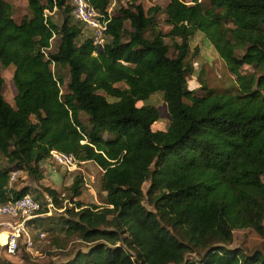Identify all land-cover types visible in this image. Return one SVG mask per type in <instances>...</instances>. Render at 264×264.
Listing matches in <instances>:
<instances>
[{
  "label": "trees",
  "instance_id": "trees-1",
  "mask_svg": "<svg viewBox=\"0 0 264 264\" xmlns=\"http://www.w3.org/2000/svg\"><path fill=\"white\" fill-rule=\"evenodd\" d=\"M88 1L100 15L111 9L102 50L92 38L79 42L69 0H26L30 16L20 22L0 0V65L13 67L16 89L11 106L0 76V156L9 165L0 168V205L31 193L13 188L10 173L39 181L40 164L56 150L99 167L104 193L99 206L79 201L81 176L64 195L44 188L62 210L48 231L85 247L63 264H264V253L228 248L235 230L264 237V0H209L206 10L198 0L147 9L127 0L115 12L111 0ZM54 9L59 25L46 13ZM197 32L234 89L188 88ZM164 38L176 42V57ZM244 65L254 71L243 74ZM157 95L165 129L155 127L160 114L149 103ZM41 205L28 226L47 215Z\"/></svg>",
  "mask_w": 264,
  "mask_h": 264
},
{
  "label": "rangeland",
  "instance_id": "rangeland-1",
  "mask_svg": "<svg viewBox=\"0 0 264 264\" xmlns=\"http://www.w3.org/2000/svg\"><path fill=\"white\" fill-rule=\"evenodd\" d=\"M10 5L9 13L16 22H20L25 18H29L30 13L27 7L26 0H4ZM190 4V0H183ZM204 10L209 9V0H198ZM127 0H111L112 12H115L117 8L123 4H126ZM136 3H141L145 9L152 5L164 8L169 0H135ZM219 11L216 15H219ZM51 18V21L59 25L62 21V15L55 9L53 13H47ZM163 14H159L157 17V30L158 32L165 34L169 30V26L165 22ZM81 28V36L79 42L85 38H92V30L85 27L82 24H78ZM224 29L232 28L228 22H222ZM125 28H128V23L125 24ZM91 31H90V30ZM164 42L169 46V55L171 58L176 57L174 50L175 43L169 39L164 38ZM55 42L51 44L49 51H54ZM245 51H238L236 54L238 57L242 56ZM190 60L193 64V73L186 77V83L190 90L199 89L206 84L208 88L222 90V89H234L236 87L234 77L225 65V63L219 59L215 53L211 43L206 39L202 33L197 32L190 40ZM260 69V68H259ZM254 71L252 66L244 65L240 72L243 74L251 73ZM60 76L63 79L64 85L61 90L65 91V85L68 82V71L66 68L60 69ZM13 67L3 68L0 65V76L3 80L1 94L6 102L11 106H14V98L16 96V89L12 80ZM200 93V92H199ZM150 104L157 107L160 119L156 123L157 129H165L168 125V115L165 104L162 101L161 95L154 96L149 100ZM81 120L86 123V116L81 113ZM9 166L5 160L0 156V168ZM41 177L39 181L30 179L25 173L19 176V178L11 185L15 189H21L29 186L31 193L28 195L39 199L44 204V188L48 187L54 189L60 194H66L67 188L72 184L75 176H81L83 179V188L81 189V196L79 201L86 205H101L104 193L101 190L100 178L102 171L94 163H84L79 166V169L75 172H64L62 168L54 165L50 161H45L40 164ZM148 183L144 184V190L147 189ZM67 206L68 203L66 204ZM62 215V210H57L51 214L42 215L38 220L28 226L29 233L34 241L33 247L29 250L22 249L20 252L12 257H0V264H63L65 261L71 259L73 255L79 250H85L84 246L79 245L75 239H66L63 234L57 232L48 231L52 226L49 219H55ZM38 220V221H37ZM264 226V222H263ZM58 246H62L59 249ZM229 249H240L246 253L259 251L264 253V237L259 236L250 229L235 230L233 231V241L228 246Z\"/></svg>",
  "mask_w": 264,
  "mask_h": 264
},
{
  "label": "built area",
  "instance_id": "built-area-1",
  "mask_svg": "<svg viewBox=\"0 0 264 264\" xmlns=\"http://www.w3.org/2000/svg\"><path fill=\"white\" fill-rule=\"evenodd\" d=\"M72 7V18L92 30V43L97 50H102L104 35L110 18L111 9L107 17L100 15L88 0H69ZM48 13V12H46ZM49 161L67 172H75L84 163H78L73 155L56 150L50 151ZM21 171H13L9 175L12 185L20 176ZM47 214L55 211L52 199L45 195ZM41 202L26 194L21 198L0 205V257H12L20 250H29L34 241L29 233L27 223L40 216Z\"/></svg>",
  "mask_w": 264,
  "mask_h": 264
},
{
  "label": "crops",
  "instance_id": "crops-1",
  "mask_svg": "<svg viewBox=\"0 0 264 264\" xmlns=\"http://www.w3.org/2000/svg\"><path fill=\"white\" fill-rule=\"evenodd\" d=\"M90 30V29H89ZM91 31V30H90ZM89 163V162H88ZM23 174V172H21V174L20 175H22Z\"/></svg>",
  "mask_w": 264,
  "mask_h": 264
}]
</instances>
